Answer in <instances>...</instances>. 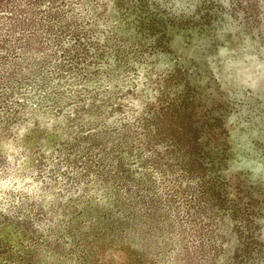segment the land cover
<instances>
[{"label":"rangeland","instance_id":"1","mask_svg":"<svg viewBox=\"0 0 264 264\" xmlns=\"http://www.w3.org/2000/svg\"><path fill=\"white\" fill-rule=\"evenodd\" d=\"M9 2L0 264H264V0Z\"/></svg>","mask_w":264,"mask_h":264},{"label":"trees","instance_id":"2","mask_svg":"<svg viewBox=\"0 0 264 264\" xmlns=\"http://www.w3.org/2000/svg\"><path fill=\"white\" fill-rule=\"evenodd\" d=\"M1 1H5V0H0V7L1 6H6V5H8L10 2H9V0H6L3 4L1 3ZM27 2H30L31 0H26ZM11 7H12V9H11V11H15V10H17L18 9V5H15V4H12L11 5ZM18 15H20V14H18ZM26 30V28H22V31H25ZM8 36V35H7ZM173 133L176 135V130L175 129H173ZM194 153L195 152H185V155H188L189 157H191L192 158V156L194 155ZM205 158H201V161H200V163H198V167L201 169V168H203V164L205 163ZM169 161V160H168ZM167 161V162H168ZM198 161V160H197ZM167 162H166V164H167ZM193 162L194 163H196V161H194L193 160ZM216 174H215V176H214V180H217V178L219 177L218 176V171H216L215 172ZM170 175V174H169ZM173 174L171 173V176H172ZM203 178V177H202ZM212 177H209V180H208V182H207V184H210L211 183V181H212ZM176 181V180H175ZM213 184V182L210 184L211 186H210V188H209V191L211 190V192H212V194H211V197L215 200V201H217L218 203L220 202V204H219V206L218 207H220V209H221V201L222 200H224L225 201V195H223V191L221 190L220 191V187L218 188V187H216L215 186V184L214 185H212ZM217 188V189H216ZM199 193H201V194H203L204 193V191L203 190H201ZM194 200H192V197L190 198V200H189V203L188 204H191L192 202H193Z\"/></svg>","mask_w":264,"mask_h":264}]
</instances>
